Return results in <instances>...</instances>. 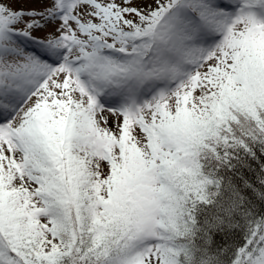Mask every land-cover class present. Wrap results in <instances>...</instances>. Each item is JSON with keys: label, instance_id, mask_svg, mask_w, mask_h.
Returning <instances> with one entry per match:
<instances>
[{"label": "snow or ice", "instance_id": "1", "mask_svg": "<svg viewBox=\"0 0 264 264\" xmlns=\"http://www.w3.org/2000/svg\"><path fill=\"white\" fill-rule=\"evenodd\" d=\"M0 264H264V0H0Z\"/></svg>", "mask_w": 264, "mask_h": 264}, {"label": "rangeland", "instance_id": "2", "mask_svg": "<svg viewBox=\"0 0 264 264\" xmlns=\"http://www.w3.org/2000/svg\"><path fill=\"white\" fill-rule=\"evenodd\" d=\"M16 7H19L20 5H15Z\"/></svg>", "mask_w": 264, "mask_h": 264}]
</instances>
